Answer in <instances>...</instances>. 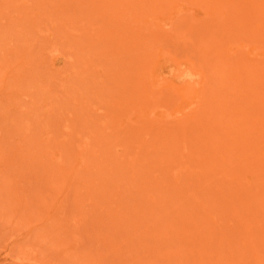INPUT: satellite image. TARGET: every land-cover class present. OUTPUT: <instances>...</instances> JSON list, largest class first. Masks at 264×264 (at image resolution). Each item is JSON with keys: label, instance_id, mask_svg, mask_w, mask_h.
Returning a JSON list of instances; mask_svg holds the SVG:
<instances>
[{"label": "rangeland", "instance_id": "1", "mask_svg": "<svg viewBox=\"0 0 264 264\" xmlns=\"http://www.w3.org/2000/svg\"><path fill=\"white\" fill-rule=\"evenodd\" d=\"M165 1L0 0V264H264V147L230 135L264 29L250 8L234 23L215 0ZM205 4L200 39L191 21L163 34Z\"/></svg>", "mask_w": 264, "mask_h": 264}, {"label": "bare ground", "instance_id": "2", "mask_svg": "<svg viewBox=\"0 0 264 264\" xmlns=\"http://www.w3.org/2000/svg\"><path fill=\"white\" fill-rule=\"evenodd\" d=\"M145 1V0H144ZM156 2H157V0H155ZM167 1V0H166ZM165 1V2H166ZM199 1V0H198ZM213 1V0H212ZM227 1H229L228 3L230 4V5H228V3H227ZM215 0V2L213 3V6H214V8L215 7H217L216 9L218 10H216V12L217 13H219V11H220V13L222 14V17H224L225 15L227 16V13L226 12H229L230 13V16H231V12L232 13H234V14H232V17H230V19H226V22H228L229 20H233V17L235 16V22L234 23H236L237 21H240V20H242L243 19V21L245 22V23H251V20L252 19H254L255 17H256V20H257V23H256V25H254L255 26V28L257 27H259V28H263L264 29V0ZM247 1L249 2V5L250 6H243V5H245V3H247ZM152 2V1H151ZM164 2V3H165ZM190 2V1H189ZM207 2V1H206ZM160 3V2H159ZM171 3V2H170ZM169 3V4H170ZM198 3V2H197ZM161 4V3H160ZM159 4V5H160ZM168 4V5H169ZM187 4H189L190 5V3H187ZM202 3H200V5H201ZM204 4V3H203ZM242 4V5H241ZM162 5H163V2H162ZM165 5V4H164ZM205 5H207V6H205ZM202 8V15L201 16H199L197 19H195V22L193 21V19L191 20V13H192V9L191 10H189V11H187L186 13L188 14V15H186L183 19H181V16H180V18L179 17H175L176 19H173V20H176L175 22V24H177V25H175V24H173L174 23V21L173 22H171V24H173L172 26H170V28H169V30L171 29L172 30V32L171 33H168L167 32V26H164V28H165V31L166 32H164L163 30L164 29H162L161 27L163 26H161V27H159L160 29H162L161 31H163V34L165 33L166 35H167V38H169L170 37V39H172L171 37H173V34H175L174 35V38L178 35V34H180V33H182V31L184 32L185 31V33H186V35L187 34H189V37L191 38V36H193L194 35V39H200V38H198L199 36H197L198 35V30L199 29H197L196 27L194 28V27H192V26H194L195 24H198V25H201L202 23L200 22L201 21V19H202V17L203 16H205V14L206 15H208V13H210V11L208 10L209 8H208V4H205ZM231 5H237L238 7L236 8L235 6V9L233 10V6H231ZM152 6H154V5H152ZM158 6V5H157ZM171 6V5H170ZM185 6H186V4H185ZM193 6H195V4H194V2H193V5H192V7ZM197 6V5H196ZM239 6H241V7H239ZM169 7V6H168ZM205 7H206V9H205ZM230 7H231V9H232V11H230ZM148 8H149V6H148ZM148 8H143L142 10L144 11V12H146L145 13V15H147L149 12H147V10H149ZM154 8H155V6H154ZM165 8H166V5H165ZM164 8V9H165ZM201 8V7H200ZM213 8V7H212ZM211 8V9H212ZM213 8V9H214ZM248 8H250V11H253V12H251V13H253V15H252V17H254V18H252V17H249L250 16V14L249 13H247V10H248ZM150 9H152V8H150ZM177 9V8H176ZM153 10V9H152ZM186 10V9H185ZM127 11V10H126ZM168 11V10H167ZM174 11V10H173ZM176 11V10H175ZM244 11H246L245 13L246 14H248L249 16V18H252V19H249V21H248V19L246 20H244V18H247V15H245V17L243 16L244 15ZM213 12V11H212ZM215 12V13H216ZM249 12V11H248ZM126 13V12H125ZM124 13V14H125ZM151 13V12H150ZM169 13V12H168ZM214 13V14H215ZM216 13V14H217ZM226 13V14H225ZM243 13V14H242ZM153 14V13H152ZM176 15H177V13H175ZM191 14V15H190ZM215 14V15H216ZM179 15V14H178ZM224 15V16H223ZM194 16V15H193ZM242 16L244 17V18H242ZM152 17V16H151ZM215 17V16H214ZM236 17H237V19H236ZM119 18H121V16L119 17ZM226 18V17H225ZM151 19V18H150ZM150 19H149V21H150ZM207 19H209V20H212V18H211V16L210 15H208V17H207ZM215 19H219V18H215ZM120 20V19H119ZM136 20V19H135ZM214 20V19H213ZM223 20H225V19H223ZM121 21V20H120ZM124 21H125V19H124ZM191 21V22H190ZM218 21V20H217ZM234 21V20H233ZM134 22V21H133ZM138 22V21H137ZM153 22V21H152ZM186 22H190L189 24L191 25V26H187L186 28L187 29H182V31L180 30L179 31V27H178V24L180 23V25L182 24V26L184 25V24H186ZM194 22V23H193ZM210 22V21H209ZM232 22V21H231ZM127 22H125V24H126ZM140 23V22H139ZM156 23V22H155ZM167 23V22H166ZM201 23V24H200ZM217 23V22H216ZM222 22H220V24H221ZM230 23V22H229ZM133 24H135V23H133ZM141 24V23H140ZM146 24V23H145ZM152 24H154V23H152ZM164 24V23H163ZM171 24H169V25H171ZM208 24V23H207ZM219 24V25H220ZM240 25H243V23L242 22H240L239 23ZM116 25V24H115ZM127 25H128V23H127ZM130 25H132V24H130ZM143 25V24H142ZM141 25V26H142ZM159 25V24H158ZM175 25V26H174ZM203 25H204V23H203ZM221 25H223V24H221ZM225 25L226 26H228L226 23H225ZM246 25V24H245ZM253 25V24H252ZM137 26L139 27V25L137 24ZM137 26H130L131 28L132 27H137ZM144 26V25H143ZM148 26V25H147ZM146 26V27H147ZM232 26L234 27L235 25L232 23ZM239 26V25H238ZM253 26V27H254ZM137 27V28H138ZM184 27V26H183ZM152 28V27H151ZM225 28V27H224ZM228 28V27H227ZM229 28H230V32L232 31V30H234V29H231L232 27H231V25L229 26ZM235 28V27H234ZM243 28H246V26H244ZM258 28V29H259ZM132 29H134V28H132ZM138 30H140V28L138 29ZM141 30H143V29H141ZM140 30V31H141ZM145 30V29H144ZM155 30V29H154ZM156 30H159V29H156ZM257 30V29H256ZM258 31V30H257ZM142 32V31H141ZM144 32V31H143ZM154 32V31H153ZM152 32V37H154V33ZM157 32V31H156ZM247 31H245L244 33H246ZM260 32V31H259ZM185 33H182V34H185ZM195 33V34H194ZM261 33V32H260ZM144 34V33H143ZM142 34V35H143ZM200 34H201V32H200ZM264 34V33H263ZM172 35V36H171ZM186 35H184L185 37H186ZM241 35V34H240ZM246 35V34H245ZM261 35H262V33H261ZM157 36H159L158 35V32H157ZM197 36V37H196ZM255 36V35H254ZM149 37H150V34H149ZM151 37V38H152ZM246 37H247V35H246ZM257 37H259V36H257ZM137 39V38H136ZM149 39V38H148ZM180 39H182V35H181V37H180ZM185 39V44L186 43H188L187 41H188V37H187V39L186 38H184ZM264 39V38H263ZM131 40V39H130ZM178 40V39H177ZM187 40V41H186ZM192 38H191V40L189 41V42H192ZM243 40H245V39H243ZM259 40H261V38L259 37ZM115 41V40H114ZM147 41V40H146ZM184 41V40H183ZM183 41H181V42H183ZM238 41V40H237ZM237 41L235 42L236 43V45H239V44H237ZM195 42V41H194ZM260 42V41H259ZM258 42V43H259ZM261 42L262 43H264V41L263 40H261ZM260 42V43H261ZM114 43V42H113ZM124 43V42H123ZM139 43V42H138ZM152 43V42H151ZM167 43V42H166ZM197 43H199V42H197ZM143 44V43H142ZM185 44H182V45H185ZM146 45V44H145ZM187 45V44H186ZM203 45V44H202ZM245 45V44H244ZM165 46V45H164ZM251 46V45H250ZM188 47H189V44H188ZM185 48H187V47H185ZM236 48H237V46H236ZM248 48V47H247ZM158 49H159V52H161V55L162 54H164L162 51H161V49L158 47ZM165 49V48H164ZM184 49V48H183ZM157 50V49H156ZM156 50L154 49V50H151V54H152V52H156ZM241 50V49H240ZM139 52V51H138ZM157 52H158V50H157ZM229 52V51H228ZM233 52V51H232ZM232 52H229V53H231V54H233ZM258 52H260L261 53V56L264 54V44H260V51H258ZM158 54V53H157ZM230 54V55H231ZM117 55V54H116ZM139 55V54H138ZM235 56H237V55H235ZM240 56V55H239ZM242 56V55H241ZM138 57H140V56H138ZM142 57V56H141ZM245 57V56H244ZM263 57H264V55H263ZM137 58V57H136ZM225 58V57H224ZM226 59V58H225ZM235 59V58H234ZM246 59V58H245ZM228 60V59H227ZM231 60V59H230ZM139 61H142V60H139ZM233 60H231V63H233L232 62ZM144 62V61H143ZM140 63V62H139ZM147 63V62H146ZM231 63H229L230 64V66H231ZM240 63H241V61H240ZM225 64V63H224ZM228 64V63H227ZM233 64H235V62L233 63ZM248 64V63H247ZM241 64H239L238 65V67L240 66ZM244 65V64H243ZM242 65V66H243ZM263 65V64H262ZM228 65H224V67H227ZM235 66H236V64H235ZM241 66V67H242ZM249 66V65H248ZM233 67V66H232ZM252 67V66H251ZM251 67H249V68H251ZM253 67H254V65H253ZM262 67V66H261ZM140 68H142V67H140ZM146 68V67H145ZM229 68H231V67H229ZM246 68H247V66H246ZM235 70H236V68H234ZM240 70H242V68H239ZM253 69V68H252ZM252 69L250 70V72L252 71ZM262 69V68H261ZM139 70H141V69H139ZM149 70V69H148ZM222 70V69H221ZM226 70H228V68L226 69ZM254 70V69H253ZM263 70H264V68H263ZM263 70H261L262 72H264ZM178 71V70H177ZM207 71V70H206ZM231 71H232V69H231ZM230 71V72H231ZM132 72V71H131ZM144 72V71H143ZM225 72V71H224ZM229 72V73H230ZM237 72V71H236ZM247 72V71H246ZM200 73V72H199ZM198 73V74H199ZM138 74V73H137ZM177 75H179V76H181L182 74L184 75V76H186V75H192L191 74V72H189V73H187V71L185 72V74L184 73H176ZM194 74H195V72H194ZM201 74V73H200ZM205 74V73H204ZM211 74V73H210ZM242 74H244V73H242ZM241 74V76L239 75V80L241 81L242 79H244V80H246L245 78V76L244 75H242ZM206 75V74H205ZM217 75V74H216ZM226 75H227V73H226ZM225 75V76H226ZM232 75H233V73H232ZM232 75H230V77L232 76ZM235 75V74H234ZM250 75V74H249ZM260 75V74H259ZM259 75H257V80L256 81H254L255 83H252V85L251 86H247V85H249V83L250 82H253V80H252V78H251V80H250V82L247 84L244 80L242 81V84H246L245 86H247L246 88H245V90L247 91V93L248 92H250V95H252L253 97H254V99H249V98H246V96L245 95H243L242 94V92H241V94L240 95H238L237 94V96H238V101L237 100H235V96L233 97V99H234V101L236 102L235 104H239V106L241 105V107H242V109H238L239 111H240V113L241 114H236L235 115V120L236 121H238L239 122V124L240 125H238V127L236 126V124H238V122L236 123V124H234L235 126H236V128L235 129H233V130H231V143H234V141H235V139L237 140V139H239V141H240V138L242 139V141H240V142H242L241 144H243V139H247V137H248V132L250 131V134H252L251 135V137H248V140H249V142H250V140H251V138L253 137V140H252V142H251V145H249V146H251L252 147V145L254 144L255 145V142H257V147L256 146H253L254 148H252V149H254V151H255V149H256V151H261V149L264 147V142H263V140H264V75H262V77H260ZM199 76V75H198ZM236 76V75H235ZM169 77H171V76H169ZM228 77V76H227ZM230 77H228L227 79H228V81H229V79H230ZM237 77V76H236ZM244 77V78H243ZM256 77V76H255ZM255 77H254V79H255ZM128 78V77H127ZM187 78V77H186ZM232 78V77H231ZM234 78V77H233ZM249 78V77H248ZM132 79V78H131ZM162 79V78H161ZM193 79V81H191V77H188V79H186V80H184L183 82H177L176 84V86L177 87H179L181 90V92H180V95L184 98L185 96H186V98L188 97V90H189V88L188 87H191V86H193L192 88L193 89H195V86L197 85V87H199V89L200 88H202V86H204V83L203 82H201L202 81V78L199 76V78H197V80H194L195 78H192ZM138 80H142V79H138ZM155 80V79H154ZM168 80H169V78H168ZM223 80V79H222ZM226 80V79H225ZM231 80V79H230ZM171 81V80H170ZM210 81V80H209ZM234 81V79H232V81L231 82H233ZM237 81V80H236ZM235 81V82H236ZM138 82V81H137ZM140 82V81H139ZM162 82H163V80H162ZM245 82V83H244ZM247 82H248V80H247ZM161 83V82H160ZM203 83V84H202ZM206 83V82H205ZM237 83V82H236ZM235 83V84H236ZM129 84V83H128ZM163 84V83H162ZM228 84V83H227ZM229 84H231V86L234 84V82L233 83H230L229 82ZM237 84H241V83H237ZM241 84V85H242ZM143 85H144V82H143ZM156 85V84H155ZM171 85H172V83H171ZM195 85V86H194ZM239 85H237V86H239ZM240 85V86H241ZM123 86V85H122ZM157 86V85H156ZM236 86V87H237ZM243 86V85H242ZM143 87V86H142ZM155 87V86H154ZM172 87V86H171ZM174 87H175V84H174ZM209 87V86H208ZM228 87V86H227ZM151 88V87H150ZM158 88V87H157ZM162 88V87H161ZM164 88V87H163ZM212 88H213V86H212ZM238 88V87H237ZM120 89V88H119ZM168 89H170V88H168L167 87V89L166 90H168ZM175 89H176V87H175ZM199 89L197 88V91H199ZM206 89V88H205ZM209 89V88H208ZM232 90H233V88H231ZM240 89V88H239ZM165 90V89H164ZM165 90V91H166ZM161 91V90H160ZM163 91V90H162ZM169 91V90H168ZM176 91V90H175ZM207 91V90H206ZM236 91H237V89H236ZM241 91V90H240ZM174 92V91H173ZM178 92H179V90H178ZM194 92H195V90H194ZM193 92V93H194ZM200 92V91H199ZM203 92V91H202ZM204 92H205V90H204ZM210 92V91H209ZM234 92H235V90H234ZM234 92H232V93H234ZM205 93H207V92H205ZM236 93V92H235ZM246 93V92H245ZM156 94V93H155ZM162 94H164V93H162ZM177 94V93H176ZM190 94H192V91H190ZM201 94V93H200ZM203 94V96H204V93H202ZM161 95V94H160ZM207 95V94H206ZM154 96V95H153ZM190 96V95H189ZM199 96H202V95H199ZM221 96V95H220ZM178 97H180V96H178ZM191 97V96H190ZM197 97V96H196ZM249 97V96H248ZM129 98V97H128ZM132 98V97H131ZM137 98V97H136ZM157 98V97H156ZM162 98H163V96H162ZM199 98V97H198ZM214 98V97H213ZM224 98V97H223ZM241 98H242V101H241ZM157 99H159V98H157ZM201 99V98H200ZM200 99H198L199 101H200ZM203 99H204V97H203ZM240 99V100H239ZM127 100V99H126ZM139 100V99H138ZM186 101H187V99H185ZM189 101H190V99H188ZM195 100H197V99H195ZM195 100H193V101H195ZM202 100V99H201ZM205 101H206V99H204ZM208 101V100H207ZM246 101H249V102H251V104H250V106H249V104H246L245 102ZM152 102H153V100H152ZM164 102V101H163ZM231 102V101H230ZM229 102V103H230ZM116 103V102H115ZM126 103H128V102H126ZM154 103H156V100H154ZM162 103V102H161ZM202 103V102H201ZM205 103V102H204ZM234 103V102H233ZM118 104V103H117ZM150 104V103H149ZM157 104V103H156ZM191 104H192V101H191ZM200 104V103H199ZM198 104V105H199ZM207 104H209V103H207ZM128 105V104H127ZM155 105V104H154ZM194 105V104H193ZM196 105V104H195ZM194 105V106H195ZM223 106H224V104H222ZM150 106V105H149ZM156 106V105H155ZM159 106V105H158ZM163 106H165V105H163ZM192 106V105H191ZM204 106V105H203ZM235 107H236V105H234ZM245 106V108H247L246 110L243 108ZM131 107V106H130ZM200 107V106H199ZM198 107V108H199ZM228 107V106H227ZM149 108V107H148ZM150 109V108H149ZM200 109V108H199ZM204 109H205V107H204ZM233 109H235V108H233ZM141 110V109H140ZM153 110V109H152ZM155 110V109H154ZM197 110V109H196ZM202 110V109H201ZM200 110V112H202ZM233 111V110H232ZM236 111V110H235ZM110 112V111H109ZM122 112V111H121ZM130 112H131V110H130ZM140 113V112H139ZM199 113V112H198ZM202 113H204V111L202 112ZM247 115H246V114ZM252 113V114H251ZM128 114H129V112H128ZM181 114V113H180ZM235 114V113H234ZM124 115V114H123ZM126 115H127V113H126ZM152 115V114H151ZM238 115H243V116H238ZM148 116V115H147ZM234 116V115H233ZM245 116H246V118H245ZM149 117V116H148ZM151 117H153V116H151ZM242 117H244V119L242 118ZM119 118V117H118ZM129 118V117H128ZM134 118V117H133ZM140 118V117H139ZM195 118V117H194ZM211 118V117H210ZM241 119V120H239V119ZM250 118H251V120H250ZM142 119V118H141ZM179 119V118H178ZM201 119V118H200ZM222 119V122H223V120H229L228 118L227 119H223V118H221ZM220 119V120H221ZM234 119V118H233ZM140 120V119H139ZM143 120V119H142ZM181 120V119H180ZM250 120V121H249ZM192 121V120H191ZM218 121H219V118H218ZM217 121V122H218ZM231 121V120H230ZM230 121H228L227 123H229ZM250 122L249 124H248V122ZM128 122V121H127ZM131 122V121H130ZM143 122H145L144 120H143ZM151 122V121H150ZM195 122V121H194ZM225 122V121H224ZM241 122V123H240ZM244 122V123H243ZM245 122L248 124H245ZM147 123V122H146ZM219 123H220V121H219ZM130 124V123H129ZM134 124V123H133ZM245 124V125H244ZM116 125V124H115ZM189 125V124H188ZM227 125V124H226ZM125 126H126V123H125ZM173 126V125H172ZM244 126V127H243ZM178 127V126H177ZM217 127V126H216ZM224 127V126H223ZM232 127V126H231ZM234 127V126H233ZM121 128V127H120ZM215 128V127H214ZM130 129V128H129ZM133 129V128H132ZM217 129V128H216ZM226 129V128H225ZM224 129V130H225ZM229 129V128H228ZM227 129V130H228ZM232 129V128H231ZM125 130V129H124ZM145 130H146V128H145ZM202 130V129H201ZM187 131V130H186ZM121 132H122V130H121ZM201 132V131H200ZM228 132V133H227ZM257 132V133H256ZM258 132H259V135H258ZM113 133V132H112ZM225 133V132H224ZM261 133H263V135L261 134ZM121 134V133H120ZM137 134V133H136ZM200 134V133H199ZM225 134H229V131H226V133ZM224 135V134H223ZM230 135H228L229 137H225V139L226 138H228V140H230ZM260 135H262V136H260ZM132 136V135H131ZM164 136V135H163ZM166 136V135H165ZM199 136V135H198ZM227 136V135H226ZM262 137V138H261ZM235 138V139H234ZM250 138V139H249ZM132 139V138H131ZM166 139H167V137H166ZM181 139V138H180ZM188 139V138H187ZM209 139V138H208ZM118 140V139H117ZM154 140H155V138H154ZM247 140V141H248ZM134 141V140H133ZM166 141V140H165ZM181 141V140H180ZM196 141V140H195ZM238 140H237V142L239 143V145H240V142H239ZM139 142V141H138ZM141 142V141H140ZM244 142H246V141H244ZM146 143V142H145ZM144 143V144H145ZM194 143V142H193ZM238 143H236V144H238ZM261 143H263V145L262 146H259ZM139 144V143H138ZM196 144V143H195ZM235 144V145H236ZM244 144H249V143H244ZM146 145V144H145ZM226 145V144H225ZM232 145V144H231ZM246 145V146H247ZM141 146V145H140ZM169 146H171V145H169ZM187 146V145H186ZM195 146V145H194ZM210 146V145H209ZM227 146V145H226ZM229 146V145H228ZM242 146V145H241ZM230 147V146H229ZM205 148V147H204ZM203 148V149H204ZM227 148V147H226ZM225 148V149H226ZM238 148V147H237ZM247 149V148H246ZM251 149V150H252ZM264 149V148H263ZM263 149H262V151H263ZM235 150V149H234ZM137 151V150H136ZM205 151H206V149H205ZM216 151V150H215ZM253 151V152H254ZM232 152H233V150H232ZM174 153V152H173ZM234 153V152H233ZM233 153H232V155H233ZM257 153V152H256ZM191 154V153H190ZM193 154V153H192ZM215 154V153H214ZM226 154V153H225ZM229 154H230V152H229ZM258 154H262V153H258ZM257 154V155H258ZM263 154H264V151H263ZM196 155V154H195ZM207 155V154H206ZM205 155V156H206ZM231 155V154H230ZM242 155V154H241ZM228 156V155H227ZM256 156V155H255ZM170 157V156H169ZM202 157V156H201ZM215 157V156H214ZM236 157V156H235ZM263 157V158H262ZM261 157V159L260 160H262V162H264V155ZM185 159V158H184ZM233 159V158H232ZM183 160V159H182ZM224 160V159H223ZM240 160V159H239ZM238 160V161H239ZM242 160V159H241ZM243 160H245L244 158H243ZM243 160H242V162H243ZM229 161V160H228ZM232 161V160H231ZM198 162V161H197ZM222 163H223V161H221ZM241 162V161H240ZM261 162V163H262ZM218 164V163H217ZM229 164V163H228ZM235 165V164H234ZM214 166V165H213ZM252 166V165H251ZM187 167V166H186ZM262 167V166H261ZM223 168V167H222ZM234 168V167H233ZM236 168V167H235ZM252 168H254V167H252ZM220 169H221V167H220ZM230 169H232V168H230ZM256 169V168H255ZM262 169V168H261ZM264 169V168H263ZM199 170V169H198ZM237 170V169H236ZM249 171V170H248ZM252 171V170H251ZM251 171H250V173H251ZM261 171V170H260ZM237 172V171H236ZM235 172V173H236ZM245 172H246V169H245ZM263 172H264V170H263ZM205 173V172H204ZM223 173V172H222ZM249 173V172H248ZM249 173V174H250ZM177 174V173H176ZM182 174H184V173H182ZM242 175V174H241ZM199 176V175H198ZM202 176V175H201ZM255 176V175H254ZM260 176V175H259ZM190 177V176H189ZM237 177V176H236ZM199 178V177H198ZM239 178V177H238ZM197 179V178H196ZM255 179H257V178H255ZM261 180H264V179H261ZM245 181V180H244ZM248 181V180H247ZM258 181V180H257ZM238 183V182H237ZM245 183V182H244ZM262 183V182H261ZM260 183V184H261ZM241 184V183H240ZM236 185V184H235ZM238 185V184H237ZM236 185V186H237ZM215 186V185H214ZM221 186V185H220ZM227 186V185H226ZM251 186V185H250ZM253 186V185H252ZM254 186H256V185H254ZM253 186V187H254ZM238 187V186H237ZM258 187V186H257ZM256 187V188H257ZM263 187V186H262ZM240 188V187H239ZM239 188H237V189H239ZM242 188V187H241ZM252 188V187H251ZM236 189V190H237ZM258 189V188H257ZM256 189V190H257ZM234 190V189H233ZM251 190V189H250ZM259 190V189H258ZM257 190V191H258ZM226 191H227V188H226ZM247 191V190H246ZM245 191V192H246ZM257 191H256V194H257ZM232 192V191H231ZM235 192V191H234ZM237 192H239V191H237ZM259 192V191H258ZM232 194V193H231ZM211 195V194H210ZM217 195V194H216ZM223 195H224V193H223ZM222 195V196H223ZM249 197V196H248ZM216 198V197H215ZM219 198V197H218ZM236 198H237V196H236ZM232 199V198H231ZM246 200V199H245ZM258 200V199H257ZM225 201V200H224ZM242 201V200H241ZM244 201V200H243ZM249 201V200H248ZM254 201H255V199H254ZM261 201V200H260ZM259 201V202H260ZM220 202V201H219ZM252 202V201H251ZM256 202V201H255ZM258 202V201H257ZM261 203H263L262 201H261ZM230 204V203H229ZM241 204V203H240ZM257 204H259V203H257ZM263 205V204H262ZM257 206V205H256ZM237 207V206H236ZM227 208V207H226ZM239 208V207H238ZM243 208H244V206H243ZM253 208V207H252ZM252 208H251V211H252ZM257 208V207H256ZM242 209V208H241ZM243 210V209H242ZM250 211V210H249ZM261 212V211H260ZM259 211H258V213H260ZM263 212V211H262ZM244 213V212H243ZM249 213V212H248ZM264 213V212H263ZM245 214H247V213H245ZM262 215H264V214H262ZM249 216V215H248ZM231 217V216H230ZM242 217V216H241ZM244 217V216H243ZM247 217V216H246ZM245 217V220L248 218H246ZM210 218V217H209ZM261 219V218H260ZM226 220H228V219H226ZM238 220V219H237ZM242 220V219H241ZM259 220V219H258ZM257 220V221H258ZM229 221V220H228ZM249 221V220H248ZM261 221V220H260ZM223 222V221H222ZM253 222V221H252ZM247 223V222H246ZM251 224V223H250ZM209 226V225H208ZM249 226V225H248ZM213 227V226H212ZM243 227V226H242ZM262 227H263V225H262ZM261 227V228H262ZM252 228V227H251ZM207 230V229H206ZM201 232V231H200ZM255 236V235H254ZM250 237V236H249ZM252 238V237H251ZM252 241H253V239H252ZM263 243V242H262ZM247 245H248V243H247ZM260 245V244H259ZM261 245H263V244H261ZM249 246V245H248ZM255 248V247H254ZM258 248V247H257ZM235 254H237V253H235ZM255 254V253H254ZM252 255V254H251ZM246 257V256H245ZM252 257V256H251Z\"/></svg>", "mask_w": 264, "mask_h": 264}]
</instances>
